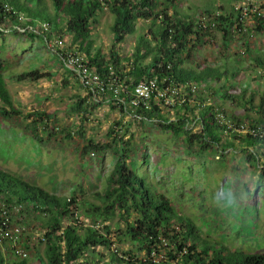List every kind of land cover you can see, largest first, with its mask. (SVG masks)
<instances>
[{
	"label": "trees",
	"instance_id": "16d2710c",
	"mask_svg": "<svg viewBox=\"0 0 264 264\" xmlns=\"http://www.w3.org/2000/svg\"><path fill=\"white\" fill-rule=\"evenodd\" d=\"M5 1L11 9L5 11L0 7V25L9 27L8 33L46 40L58 36L67 39L66 48L83 54L87 65L94 66L98 72L106 71L109 64L114 67L123 81L117 95L121 101L109 90L104 95L85 88L94 106L106 102L112 109L128 112L126 106L132 86L149 77L166 79L177 86L193 85L195 91L186 88L189 97L182 106L165 111L152 102L150 108H137L140 118H130L150 120L164 131L182 136L191 146L225 151L239 140L246 144V148L241 149L248 161H258L257 152L261 149L264 155L263 139L250 134H229L214 118L215 109L219 108L233 119L264 129V99L255 105L252 95L244 98V94L233 92L234 83L229 81V76L234 78L238 74L239 64L247 60L256 66L254 76L264 77V73H257V68L264 66V53L256 49V39L249 36L251 31L256 32L255 37L260 35V27L242 30L239 15L230 9L232 3L239 0H225L229 2L228 8L217 9L210 5L194 13L180 12L177 9L179 0H50L53 12L39 5L40 0L34 7L18 0H0L1 3ZM217 10L221 12L215 16ZM105 11L113 16V46L107 60L92 51L91 39L98 16ZM139 20L147 22L148 28L138 33L131 56L123 60L118 45L136 33ZM42 23H46V29L41 27ZM13 25H29L32 30L27 28L21 32L13 29ZM216 31L222 35L225 50L229 51L233 40L239 41L244 50V53L234 52L235 69L229 68V52L223 54L222 67H212L207 61L202 68L196 61L186 65L196 49L209 43ZM0 35H4V31L0 30ZM58 57L63 63L61 56ZM144 58L148 61L144 62ZM3 66L0 59V116L10 119L21 111L14 105L7 88ZM42 75L38 70H30L19 78L36 80ZM220 78L224 79L221 85L212 83ZM86 97L78 98L77 109L83 107ZM207 98L211 99L210 104L202 106ZM227 101L239 102L244 111L241 114L227 112L224 108ZM172 115L174 120H170ZM25 117L31 119V135L41 141L37 124L48 129L51 114L34 110ZM86 118L84 115L82 121ZM194 126L196 131H192ZM108 133L113 144H98L90 139L84 144V151L109 149L116 157L103 189L93 193L100 204L75 196L78 190L72 196L53 194L0 169V202L10 209L21 204L20 213L26 211L39 221L43 231L39 245L43 248L41 251L39 245L32 247L38 264H264V252L230 249L203 237L191 217L177 210L166 194L151 189L130 166L129 140H124L113 127H109ZM66 137H70V131L66 132ZM260 174H264V168ZM82 215L89 221L81 219ZM115 216H119V220L113 228L104 223ZM19 243L22 245L21 241ZM6 247L8 249L0 243V264L6 263L4 251L7 250L14 256L11 264L33 263V257L15 256L12 244ZM26 247L29 245L25 244Z\"/></svg>",
	"mask_w": 264,
	"mask_h": 264
},
{
	"label": "rangeland",
	"instance_id": "374dc122",
	"mask_svg": "<svg viewBox=\"0 0 264 264\" xmlns=\"http://www.w3.org/2000/svg\"><path fill=\"white\" fill-rule=\"evenodd\" d=\"M18 1L31 7L38 5V0ZM39 3L53 12L50 0H40ZM210 5L217 9L228 8L229 2L179 0L177 9L182 13H194ZM112 23L110 12L101 13L91 35L92 51L98 52L104 60H107L113 46ZM136 25V35H129L118 45L122 59L131 56L136 36L148 28L147 22L142 20ZM63 42L66 48L67 39ZM51 45L50 40L30 39L7 31L0 35V59L4 63L6 85L14 105L21 111L10 119L0 116V169L53 194L72 196L78 190L75 196L100 204L93 193L103 189L116 157L109 149L84 151V144L89 139L98 144H113L108 133L109 127H113L124 140H129L130 166L151 189L166 194L177 210L191 217L203 237L223 243L230 249L264 252L262 149L257 152L260 155L258 161H248L241 149L246 144L239 140L235 141L233 148L225 151L202 149L188 145L182 136L164 131L150 120L131 119L106 102L94 106L91 96L52 51ZM255 46L264 53L261 36L257 37ZM241 49L239 41L233 40L229 51L225 50L222 35L216 31L211 41L197 48L192 59L185 64L193 65L196 61L202 68L207 61L212 67H222L223 54L229 52V68L235 69L234 52ZM143 61L147 62L148 58ZM239 65L238 74L234 78L229 76V81L234 83L233 92L244 94V98L252 95L253 103L259 104L260 99H264V77L254 76L256 66L248 60ZM30 70H38L43 75L36 80L19 78ZM223 78L212 83L221 85ZM80 96L87 97L83 107L77 109L75 102ZM239 104L227 101L224 108L227 112L241 114L244 108ZM34 110H42L52 116L48 129L37 124L41 141L33 138L31 119L25 117ZM84 115L87 118L82 121ZM196 130L194 126L192 131ZM67 131H70V137H66ZM81 219L89 221L83 215ZM12 220L25 227L20 237L21 246L26 250L27 258H32V247L39 245V236L43 232L39 221L26 211L12 214ZM118 220L119 216H115L104 223L113 228ZM25 244L29 247L25 248ZM2 245L8 249L7 243ZM39 248L42 251L43 245L40 244ZM7 251H4L5 264H11L14 256ZM32 260V264H38L34 257Z\"/></svg>",
	"mask_w": 264,
	"mask_h": 264
},
{
	"label": "built area",
	"instance_id": "2783aa9c",
	"mask_svg": "<svg viewBox=\"0 0 264 264\" xmlns=\"http://www.w3.org/2000/svg\"><path fill=\"white\" fill-rule=\"evenodd\" d=\"M0 5L5 11L11 9V6L6 1L0 2ZM230 9L239 15L243 31L246 32L249 28L260 27L261 34L258 36H261L264 42V0H239L233 2ZM220 12V10H217L214 15L216 16ZM19 18L21 19L22 16L20 15ZM12 27L21 32L27 28L32 30L29 25L24 27L13 25ZM41 27L46 29V23H42ZM0 30L9 32V27L0 25ZM255 34V31H251L249 36L257 41L258 36L255 37ZM50 42H52V51L61 56L64 66L76 76L84 88L92 93L104 95L109 90L117 100L121 101L117 95L120 93L123 81L117 76L111 64L107 66L106 71L98 72L94 66L87 65L83 54L65 48L63 39L60 37L54 36L50 39ZM241 52L244 53V50H241ZM257 73H264V66L258 67ZM187 87L195 91V86L193 85L177 86L166 81V79L159 80L157 77L142 79L131 88L130 98L126 106L129 111H126V114L132 118H140L136 113L137 108H150L152 102L165 111H172L188 100ZM210 102L211 99L207 98L202 103V106L210 104ZM214 118L220 125L225 127L229 134L236 133L239 136L250 134L264 140V129L255 128L246 122L233 119L222 109H215ZM170 120H174L173 115L170 116ZM21 210V204H17L10 209L7 204L0 202V243L12 244L14 255L23 258L27 256V252L19 242L25 227L12 220V214L19 213ZM163 243L166 244L164 240Z\"/></svg>",
	"mask_w": 264,
	"mask_h": 264
}]
</instances>
